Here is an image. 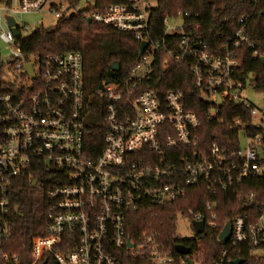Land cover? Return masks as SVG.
Wrapping results in <instances>:
<instances>
[{
	"label": "built area",
	"instance_id": "2783aa9c",
	"mask_svg": "<svg viewBox=\"0 0 264 264\" xmlns=\"http://www.w3.org/2000/svg\"><path fill=\"white\" fill-rule=\"evenodd\" d=\"M247 1L253 7L236 18L237 27L218 31L209 40L194 32L200 23L188 10L164 16L162 36L153 38L157 0H0V39L11 48L9 60L0 54L2 264H16L19 258L2 251L1 241L10 235L9 191L21 176L30 186L35 180L32 187L46 197L45 234L31 239L30 264H125L128 258L141 264H186L188 254L179 262L157 234L131 236L128 215L144 203H173L201 182L213 194L217 186L231 190V208L243 194L233 186L250 175H264V161H257L263 148L264 107L258 109L244 94L247 87L256 89L243 64L246 50L254 59L264 56L247 33L255 8L264 0ZM44 11L57 20L81 14L131 33L138 51L141 42L148 45L127 75L95 88L91 103L79 51L36 59L17 44L26 26L16 16ZM181 62L191 79L188 96L203 101L207 120L236 129V150L222 149L215 141L199 144L200 117L188 107L192 101L181 88L154 81L160 72L179 69ZM28 63L32 75L26 72ZM95 109L101 112L97 148L89 140ZM230 157L243 161L228 164ZM212 206L204 201L201 211L188 209L178 217L188 218L195 234L194 221H204L202 232L216 229ZM250 211L234 215L217 230L222 246L212 264H232L243 252L251 264H264V206L255 217ZM227 222L229 235L221 241Z\"/></svg>",
	"mask_w": 264,
	"mask_h": 264
},
{
	"label": "trees",
	"instance_id": "16d2710c",
	"mask_svg": "<svg viewBox=\"0 0 264 264\" xmlns=\"http://www.w3.org/2000/svg\"><path fill=\"white\" fill-rule=\"evenodd\" d=\"M252 7L253 5L247 0H157V7L151 18L155 29V36L152 35V37L162 36L164 16L172 15L179 10H188L200 23V28L194 29V32L205 39L213 40L218 31L236 28V18L249 12ZM247 33L260 53L264 54V1L255 8L247 26ZM17 44L24 54L36 59L62 51H79L84 60L85 81L91 94V103L96 100L93 94L96 87H99L103 81L109 82L127 75L138 57V42L131 33L117 31L94 22L88 23L81 14L59 19L53 27H36L30 34L18 37ZM250 53L247 50L244 52V69L252 74V86L258 91H264V63L259 58H252ZM113 64H117L118 68L113 69L111 67ZM153 79L166 82L167 88H181L187 94V99L192 101L188 107L195 110L200 117V126L197 131L199 144H211L215 141L227 151L236 150L239 147L235 136L236 129L231 130L224 125H219L217 121L207 120L205 110L202 108L203 101L188 96L191 79L189 80V74L183 62L180 63L179 69L174 67V70L169 72H160ZM98 123H101V112L95 109L90 115L91 135L89 137L94 148L101 144ZM262 144V153L257 161H264V135ZM242 161L239 157H230L227 163L235 162L239 165ZM206 185L207 183L201 182L190 187L184 197L173 203L163 206L144 203L137 209L131 210L127 221L128 232L135 237L144 232L157 234L163 245L170 249L174 256H178L179 262L185 257L174 251L176 244L188 247L189 257L203 261V264H212L222 246L216 241L217 230L234 215L248 214L253 208L255 210L250 211V214L255 217L259 209L264 206V175H250L235 184L233 187L242 190L243 194L231 208H228V203L234 198L231 190L217 186L213 194L206 188ZM251 191L255 192V196H246ZM204 201L214 203L211 212L217 216L218 227L216 229L207 228L190 239L178 238L176 235L178 215H185L188 209L201 211L204 209ZM9 202L7 218L10 235L1 241V249L8 253L18 254L16 264H30L31 239L45 234L46 197L43 190L30 186L28 180L21 176L9 191ZM236 257L243 259L242 264L252 263L247 252ZM0 264H2L1 257ZM125 264H141V261L128 258Z\"/></svg>",
	"mask_w": 264,
	"mask_h": 264
},
{
	"label": "rangeland",
	"instance_id": "374dc122",
	"mask_svg": "<svg viewBox=\"0 0 264 264\" xmlns=\"http://www.w3.org/2000/svg\"><path fill=\"white\" fill-rule=\"evenodd\" d=\"M17 23L24 24L26 26L23 36L30 34L36 27L43 26L45 28L55 26L57 19L52 16L49 12L42 13H28L18 14L16 16ZM0 54L4 60L10 59L11 48L0 39ZM14 73V71H13ZM9 77L12 79L14 75L10 74ZM245 96L251 101L258 109L264 107V91L254 90L251 87H247L244 91ZM259 114L257 115V118ZM264 218V216H263ZM176 235L180 239H190L195 235L194 229L191 225V221L188 218L179 216L176 222Z\"/></svg>",
	"mask_w": 264,
	"mask_h": 264
},
{
	"label": "water",
	"instance_id": "95a60500",
	"mask_svg": "<svg viewBox=\"0 0 264 264\" xmlns=\"http://www.w3.org/2000/svg\"><path fill=\"white\" fill-rule=\"evenodd\" d=\"M88 23H90V19L87 18L86 19ZM8 21V24L9 25H14L15 24V20L12 18V17H8L7 19ZM13 32L14 34L16 35L17 34V30L15 29V27L13 28ZM148 45V42L147 41H143L141 42V44L139 45V51H138V55L140 56L144 49L147 47ZM261 61L262 63H264V56L261 57ZM113 69H117L118 68V65L117 64H113L111 66ZM25 69H26V72L29 74V75H32V66L30 63L26 64L25 65ZM35 180L32 182L31 186H34L35 184ZM228 222L224 225L222 231L220 232L219 234V239L221 241H225L229 235V231H228ZM194 226H195V230H196V233H201L204 229V221L203 220H199V221H194ZM175 250L179 253V254H188L189 253V248L184 246L183 244H176L175 245ZM242 261V259H235L233 260L232 264H240ZM186 264H193V261L191 259V257L187 256L186 257Z\"/></svg>",
	"mask_w": 264,
	"mask_h": 264
}]
</instances>
